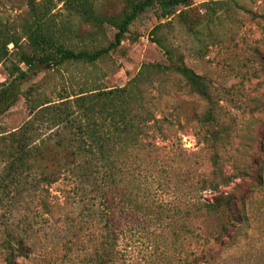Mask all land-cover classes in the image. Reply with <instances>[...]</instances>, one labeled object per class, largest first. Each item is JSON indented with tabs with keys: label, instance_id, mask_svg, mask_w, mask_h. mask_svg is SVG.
Returning <instances> with one entry per match:
<instances>
[{
	"label": "trees",
	"instance_id": "1",
	"mask_svg": "<svg viewBox=\"0 0 264 264\" xmlns=\"http://www.w3.org/2000/svg\"><path fill=\"white\" fill-rule=\"evenodd\" d=\"M55 1L63 4L60 18L52 13ZM209 1L213 14L227 4ZM99 2L29 0L18 27L0 25V61L10 55L9 44L19 49L9 79L0 85V115L19 96L28 109L19 127L0 130L2 178L35 172L50 186L70 180L87 184L94 201L90 221L64 244L67 252H83L78 264H120L121 241L139 230H161L160 242L175 249L173 255L159 252L161 264H225L238 253L241 240L249 242L250 212L264 207V201L256 199L264 185V147L252 164L227 169L220 146L230 135L227 128L214 127L217 106L210 83L185 64L182 54L164 45V37L158 35L162 24L152 34L165 51V62L144 64L124 86L84 85L70 91L66 85L58 90L36 82L25 90L22 87L41 68H55L67 80L64 73L71 66L96 64L121 45L142 13L156 5L161 18L172 16L179 6L191 5V0H120L119 8L109 10ZM212 19L211 14L208 20ZM194 24L189 25L191 30ZM82 26L92 30L86 32ZM107 27L115 30L112 40L107 38ZM97 35L107 43H95ZM146 68L159 74L160 93L170 88L171 80L180 79L206 101L207 108L194 114L199 126L195 134L204 144L201 150L175 146L170 139L174 120L157 113L151 91L148 94L140 83ZM68 74L70 80L76 79ZM203 151L207 157H202ZM232 183L231 189H223ZM205 191L211 196L206 198ZM42 205L49 208L44 199ZM30 228L26 219L4 228L0 241L4 264H20V257L31 254ZM247 244L242 245L244 255L249 252Z\"/></svg>",
	"mask_w": 264,
	"mask_h": 264
},
{
	"label": "rangeland",
	"instance_id": "2",
	"mask_svg": "<svg viewBox=\"0 0 264 264\" xmlns=\"http://www.w3.org/2000/svg\"><path fill=\"white\" fill-rule=\"evenodd\" d=\"M28 1L0 0V25L18 27L29 8ZM99 1L101 7L109 10L121 6L120 0ZM225 1L227 4L213 14L209 0H191L190 6L177 7L176 12L167 18L160 17L156 5L142 13L131 25L121 45L96 64L71 66L69 72L64 73L67 80L59 77L55 68H41L22 87L25 90L36 82L56 86L58 90L66 85L70 91L84 85L124 86L143 69L144 64L165 62V51L154 41L152 34L162 24L158 35L164 37V45L182 54L185 64L210 83L217 106L218 120L214 127L227 128L230 135L220 146L224 147L220 150L223 163L228 170L235 164H252L264 147V0ZM62 7V2H56L52 11L58 18L62 16ZM180 12L184 13L183 16ZM211 14L213 19L209 21ZM192 24L193 30L189 27ZM82 29L86 32L92 30L89 26H82ZM114 33V29L107 27L109 40L113 39ZM24 40H21L23 45ZM95 43L105 45L107 41L103 35H97ZM18 51L9 44L10 55L0 61V85L9 79V70L17 62ZM21 66L26 68L23 64ZM68 73L76 79L70 80ZM159 82L158 73L152 69L143 70L140 83L149 89L148 94L151 91L150 98L157 113L168 115L175 122L169 133L170 139L176 142L175 146L201 150L204 144L198 142L195 134L199 126L194 122V114L207 108L206 101L192 93L180 79L171 80L170 88L163 93L156 89ZM27 117L25 98L19 96L17 102L0 115V130H14ZM201 129L205 131V128ZM207 156L203 151L202 157ZM2 175L0 171V241L5 227L26 219L31 227L29 244L33 251L28 257H20V264H78L83 252H67L64 244L80 225L90 221V207L94 201L88 194L87 184L70 180L50 186L35 172L6 179ZM233 186L234 183L223 189L229 190ZM256 195L257 201H264V185ZM204 196L210 197V191H205ZM42 199L49 204L48 209L43 207ZM250 216L249 242L241 240L238 253L230 256L225 264H264V207L258 212L252 210ZM156 231L139 230L123 238L120 264H161L158 261L160 251L173 255L175 249L170 245L163 246L158 237L161 230ZM164 239L166 244L170 243L166 233H163ZM245 244L249 256L248 253L244 255L242 245ZM3 256L0 250V264H4Z\"/></svg>",
	"mask_w": 264,
	"mask_h": 264
}]
</instances>
